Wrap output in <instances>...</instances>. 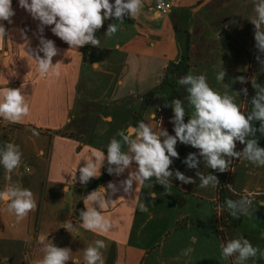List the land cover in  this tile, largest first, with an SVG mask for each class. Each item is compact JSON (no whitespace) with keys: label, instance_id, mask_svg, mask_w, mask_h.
<instances>
[{"label":"crops","instance_id":"1","mask_svg":"<svg viewBox=\"0 0 264 264\" xmlns=\"http://www.w3.org/2000/svg\"><path fill=\"white\" fill-rule=\"evenodd\" d=\"M172 1L171 11L162 14L155 7L158 0H143L137 16L133 19L125 15L112 36H105L108 25L118 21L105 20L95 35L100 40L99 48L109 49L110 54L99 62L84 60L85 49L91 45L71 49L51 32L52 26H45L44 37L53 40L60 50L53 64H61L41 77L27 52L39 45V21L22 9L18 0H12V23L0 21L8 33L0 39V89L22 88L30 112L18 123L0 119V144L11 142L22 152L21 166L9 174L10 179L0 166V190L8 184L28 188L37 207L17 219L0 201V264H39L43 258L41 238L45 243L51 240L58 247L69 248L72 253L67 264H85L84 249L98 239L106 244L101 250L105 264H227L235 257L222 256L224 242L216 219L220 184L231 185L235 193L253 198V216H243L238 226L224 231L225 243L244 237L254 247L264 249V166L232 159L229 171L220 173L205 166L198 149L179 141V158H173L171 170H179L196 183L182 184L173 176L171 195H165L164 187L153 177L144 186L137 187L134 182L132 191L126 193L120 181L127 178L128 170L120 176L111 175L93 191L111 201L103 213L112 220V230L99 234L79 227L78 207L85 210L83 200L93 192L88 189L102 176L106 165L98 178L83 185L79 168L84 166V158L97 152L106 155L110 139L118 131L136 127L139 121L158 132L159 123L152 117L160 105L164 107L161 127L175 135L170 122L173 109L165 107L173 99L182 100L185 122L189 119L192 109L183 86L179 96L158 89L144 105V96L160 87L166 67L182 58L187 45L190 67L178 78L190 72L203 74L221 93L228 84L229 94L243 112L251 111L250 101L256 94L250 79L254 77L264 85V66L256 59L257 55L264 59V54L255 46V26L250 22L256 0ZM26 24L29 30L24 29ZM222 69L226 76L220 82L216 75ZM237 76H245L249 83H233ZM242 88L248 89L246 97L235 94ZM253 126L258 128L259 122H253ZM254 138L264 148V135L257 132ZM245 146L237 142L236 150L242 151ZM190 153L200 159L198 169H189L183 163ZM197 170L216 175L219 185L198 187ZM110 182L117 191L107 187ZM153 191L155 199L149 195ZM142 204L148 211L140 210ZM69 221L74 227L68 231L65 222ZM189 247L193 251L182 256V250ZM249 264H264V260H250Z\"/></svg>","mask_w":264,"mask_h":264},{"label":"clouds","instance_id":"2","mask_svg":"<svg viewBox=\"0 0 264 264\" xmlns=\"http://www.w3.org/2000/svg\"><path fill=\"white\" fill-rule=\"evenodd\" d=\"M18 3L34 20L39 21V45L35 50L28 48L27 52L36 62L41 77L48 76L61 64H53V58L59 55L60 50L53 40L44 37L45 26H52L51 32L71 49L85 45L98 48L100 40L95 33L103 26L105 20L115 18L118 21L108 25L105 36H112L118 31V24H123L125 15L134 19L143 7V0H114V3L110 0H18ZM254 12L250 22L255 26V46L259 53L264 54V0H256ZM14 15L12 0H0V21H8L11 24ZM21 32L23 34V30ZM7 35L5 26L0 23V39ZM25 40L27 46V37ZM256 59L264 66V59H261L260 55H257ZM225 76L226 72L222 69L217 73L216 79L223 82ZM250 80L256 94L250 101L251 111L245 113L235 102V97L229 94L228 84H225V91L221 93L209 85L203 74L194 75L190 72L180 77L177 83L185 87L188 93L187 103L192 112L185 122L186 110L181 99H173L170 104L165 105L173 109L174 115L170 122L174 125L175 135H170L161 127L162 120L158 121V132L144 121H139L136 127L118 131L110 139L106 155L97 152L84 158L85 164L79 168V182L86 185L91 179L98 178L101 175L100 169L106 162L110 175L120 176L128 170L127 178L120 181L124 192L132 191L134 182L137 187L144 186L154 177L155 183L164 187V194L171 195L169 189L173 186V176L182 184L196 183V180L179 170H171L173 158H179L176 150L178 141L198 149L199 157L203 158L205 166L220 173L229 171L232 159L242 158L256 166H264V148L259 147L258 140L254 138L257 132L264 135V85L257 83L254 77ZM235 82L245 84L248 78L237 76L233 80V83ZM241 93L246 97L248 89L242 88L239 93L235 92L238 96ZM29 112L30 107L22 88L0 89V119L18 123L28 116ZM152 119L155 120L154 113ZM256 121L259 122L258 128L253 126ZM237 142L246 145L242 151L236 150ZM21 157L22 152L18 145L11 142L0 144V166L5 170L6 178L10 179L9 174L21 166ZM200 162L196 153L188 154L183 161L189 169H198ZM133 165L136 166L134 170ZM196 176L200 188H215L219 185L218 177L211 173L205 174L197 170ZM153 185L149 184L151 187ZM107 187L113 192L118 190L111 182ZM226 187L231 190L232 186ZM149 195L153 199L157 197L155 191ZM0 201L7 205V210L17 219H23L37 207L33 192L19 184H8L0 190ZM83 202L85 210L79 213V227L99 234L112 230V220L103 213L105 205L111 201H106L103 193L93 191ZM225 208L234 219L253 216L252 199L247 195L237 200L226 199ZM140 210L146 212L148 208L142 204ZM65 223L68 231L74 227L70 221ZM40 244L43 258L39 264H67L71 260L72 252L69 248L58 247L51 240L45 243L43 238ZM105 248L106 244L101 239L86 247L85 264H105L101 251ZM192 251L189 247L182 250L181 255L187 256ZM221 251L225 259L235 257L234 264L264 260V249L254 247L249 239L244 237L228 240L221 245Z\"/></svg>","mask_w":264,"mask_h":264},{"label":"trees","instance_id":"3","mask_svg":"<svg viewBox=\"0 0 264 264\" xmlns=\"http://www.w3.org/2000/svg\"><path fill=\"white\" fill-rule=\"evenodd\" d=\"M187 50H188V45L185 48V52L182 55V58L178 62H170L168 64L162 76L160 87L145 95L144 105L155 95L158 89H162V90L166 89L167 91L178 96L183 91L180 85H178L177 81L179 79L178 76L182 72L186 73L190 67ZM109 54H110V50L107 48H99V47L96 48L93 46H87L84 52V60L89 61L91 63L99 62L107 58ZM107 167L108 165L106 163L102 176L94 181V183L89 187L88 191H93L99 185L104 184L111 177V175L107 172ZM226 186L227 185L220 184L218 186L217 194H216V203L217 206L220 208V213L218 214L217 217V226H218L217 230L218 233L221 235L224 244H225L224 231L232 227L238 226L243 219V216H241L239 219H234L231 215H229L227 209L225 208V200L226 199L237 200L240 197L247 195L244 193H235L234 191L229 190V188ZM81 209L82 206L80 205L78 207L79 213Z\"/></svg>","mask_w":264,"mask_h":264},{"label":"built area","instance_id":"4","mask_svg":"<svg viewBox=\"0 0 264 264\" xmlns=\"http://www.w3.org/2000/svg\"><path fill=\"white\" fill-rule=\"evenodd\" d=\"M173 1L172 0H158L157 4H156V10L162 14H168L172 7H173ZM30 26L28 24H26L24 26L25 30H29ZM163 114H164V108L162 106H159L156 110V115H155V120L161 121L163 119ZM250 198L252 199L253 202V198L250 196Z\"/></svg>","mask_w":264,"mask_h":264},{"label":"rangeland","instance_id":"5","mask_svg":"<svg viewBox=\"0 0 264 264\" xmlns=\"http://www.w3.org/2000/svg\"><path fill=\"white\" fill-rule=\"evenodd\" d=\"M249 83V80H248V82H247V84ZM145 97V96H144ZM160 106H162V105H160ZM163 107V106H162ZM164 108V107H163ZM216 207H217V209H218V212H217V215L220 213V208L217 206V203H216ZM218 217V216H217ZM217 219V218H216ZM246 263H250V260L249 261H247ZM222 264V263H221ZM227 264H234V260L233 261H228V263Z\"/></svg>","mask_w":264,"mask_h":264}]
</instances>
